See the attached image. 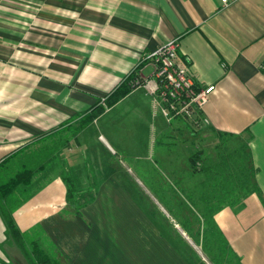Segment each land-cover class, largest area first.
<instances>
[{"label":"crops","instance_id":"obj_1","mask_svg":"<svg viewBox=\"0 0 264 264\" xmlns=\"http://www.w3.org/2000/svg\"><path fill=\"white\" fill-rule=\"evenodd\" d=\"M172 39L176 64L213 86L202 109L209 124L197 135L245 148L258 192L242 193L228 176L215 197L204 172L199 185L187 182L182 162L197 147L195 130L154 113L138 84L153 78L147 55ZM123 84L116 102H100ZM132 117L149 124V151L176 181L159 185L175 212L170 229L108 182L117 174L108 157L127 153L119 134L129 136ZM22 170L26 181L5 202L52 264H211L180 221L188 195L220 206L210 223L225 245L223 264H264V0H0V179ZM18 255L0 216V264H27Z\"/></svg>","mask_w":264,"mask_h":264},{"label":"rangeland","instance_id":"obj_2","mask_svg":"<svg viewBox=\"0 0 264 264\" xmlns=\"http://www.w3.org/2000/svg\"><path fill=\"white\" fill-rule=\"evenodd\" d=\"M102 99L104 101L103 103H105L107 96L102 97L101 100ZM142 120L140 118L137 119L136 117H132L131 122L126 124L124 127L126 134L129 136L126 137L125 135L119 134V136H122L125 139L126 146L123 150L127 153L120 154L118 152L117 155L108 157V161L112 164L111 168L117 172V174L110 176L108 182H118L123 184V186L127 189V193L131 199L140 200L141 202L145 201L144 209L149 213L148 215H152L157 219V221H161L163 225L166 226V229H170L171 225H169L167 219H169V215L175 216V212H171L172 205L169 203V201L168 203L164 202L163 204L162 197L160 196L159 192V185L166 184L168 185V188H170L172 184H176V181L171 176L167 168H164V166L161 167L159 160L155 157L154 153L149 151V124L146 123L145 125L143 123L144 121ZM181 122L185 121L182 120ZM185 125L187 124L185 123ZM188 126L189 125H187V127ZM192 130L194 131L195 129L193 128ZM198 132L199 131L197 130L194 131V135L196 137L195 142L197 146L194 149V153L199 152L200 155L196 165L192 166L189 160L187 162H182L190 170H187V182H194L197 185L202 183V175L197 174L202 170L212 166L213 164L218 163L221 155L225 154V151H231V149L236 144L230 140L224 144L218 143L217 140H215L211 135H203L201 138V132L199 135H197ZM104 135L107 137L109 134L104 132ZM164 142H166L167 145L174 143L171 138H164ZM191 147L192 145L190 148ZM183 170L184 169H182L181 172L185 171ZM195 172L196 175L191 180L190 174ZM104 173L106 172H101L100 175ZM211 183H213V181H211ZM214 183L215 185H213L214 188H216V197L219 192V186L216 181ZM175 193L177 194L176 191ZM170 194H172V192H169V196ZM211 195H214V193H211ZM171 197L172 196H170V198ZM201 197V192L198 195H194L195 199ZM177 199L181 200L183 198L178 195ZM177 199L172 203L173 205L176 204L175 202H177ZM186 199L188 201L187 204L190 206L186 205L184 209L180 208V210H177V208L175 209L180 215V221L185 219L188 221L189 230L198 233V239L195 238V252L200 254V257L201 254H204L206 260L211 264L222 263L224 259L226 260L228 255L224 249L225 245L218 231L210 223V211L215 209L216 206L207 207L205 205H194L192 200H190L192 199L190 195H188ZM157 202H161L162 205H164V208L168 211L167 215L162 210H160ZM18 258H21L23 262H26L23 256L18 255Z\"/></svg>","mask_w":264,"mask_h":264},{"label":"built area","instance_id":"obj_3","mask_svg":"<svg viewBox=\"0 0 264 264\" xmlns=\"http://www.w3.org/2000/svg\"><path fill=\"white\" fill-rule=\"evenodd\" d=\"M227 5L229 0H221ZM178 42L167 41L147 55L153 64V78L139 81L151 97L154 113L166 122L183 120L195 130L209 124L202 114L213 90L212 85L199 86L186 70L176 64ZM103 99L101 103H103Z\"/></svg>","mask_w":264,"mask_h":264},{"label":"trees","instance_id":"obj_4","mask_svg":"<svg viewBox=\"0 0 264 264\" xmlns=\"http://www.w3.org/2000/svg\"><path fill=\"white\" fill-rule=\"evenodd\" d=\"M128 91L127 86L124 84L118 87L111 96H108L106 104L110 105L116 102L120 97L126 94ZM91 120V116L88 117ZM224 147V146H223ZM228 153V154H227ZM235 155L237 160H235ZM199 159V153L196 152L190 157V164L195 166ZM243 161L246 164H243ZM242 163L236 167L237 174L225 175L226 172H230L235 169L236 164ZM206 176H208L213 182L225 183L226 177L232 178V181H236L240 186V191L246 193L249 190L257 189L251 183V176L253 170L251 167L247 166V158L245 157V148L241 149H232L231 151H226V154L221 155L218 163L213 164L212 166L202 170ZM28 172L22 170L12 177L7 179H0V216L2 217L6 236L9 237L16 247L19 249L23 258L27 264H52L53 260L50 258L40 247L38 242L34 240L33 242L26 240L22 233L18 230L13 217L11 215V208L6 204L5 199L14 191V189L20 183L26 181ZM220 209V206L210 211V215L214 211Z\"/></svg>","mask_w":264,"mask_h":264}]
</instances>
